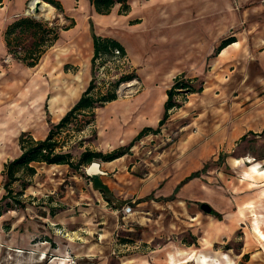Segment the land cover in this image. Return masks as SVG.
<instances>
[{"label": "crops", "instance_id": "0c3cea01", "mask_svg": "<svg viewBox=\"0 0 264 264\" xmlns=\"http://www.w3.org/2000/svg\"><path fill=\"white\" fill-rule=\"evenodd\" d=\"M54 1L61 8L57 13L51 7L56 25L73 22V27L60 31L38 63L33 68H26L8 56L3 34L17 19L29 17L27 5L33 0H0V198L4 195V165L21 155L19 137L24 134L33 141L45 140L50 128L59 123L89 86L92 34L113 40L123 48L132 73L137 74L144 89L138 94L137 90L129 99L118 98L91 112L92 122L80 133L91 130L94 135L87 144V151L108 154L128 146L143 129H157L166 91L172 86L173 79L178 76L190 81L199 78L211 56L213 61L208 77L228 78L227 87H232L237 80L253 82L256 89L251 95L244 96L247 102L241 100L231 107L230 112L239 117L229 132L227 127L222 130L214 121L209 124L212 137L208 145L230 144L248 138L249 133L264 134V0H125L128 7L125 13H120L121 4L116 3L106 15L96 13L89 0ZM227 38H233L234 42L213 56L214 50ZM75 92L77 95L72 98ZM155 137L146 135L134 142L126 157L96 162L98 181L110 192L111 204L103 200L84 176H73L67 166L35 163L30 165L35 170L33 177L18 173L17 178L26 182L37 183L44 177L43 182L38 183L42 187L48 185V181L54 182L55 187L66 180L77 181V184L74 189L67 188L63 202L68 208L64 214L51 217L50 209L43 208L46 213L42 217L33 209L29 210L33 215L27 212L17 216L20 241L17 248L39 246L43 252L47 250L45 253L55 255L57 250L51 249L49 242L43 240H51L52 233L57 232L53 225L63 223L65 227L74 228L60 230L67 238V247L73 250L79 246L81 256L97 255L102 250L104 255L115 252L120 264H237V261L231 262L230 254L217 256L211 247L218 242L225 244L236 231H244L245 226L247 231L243 232L242 248L235 257L240 260L249 256L244 264L257 257L259 264H264V194L254 202L255 206L242 203L231 211L223 201L207 206L209 212H204L201 209L205 205L204 197L216 202V191L197 182L198 177L185 181L191 174L201 171L198 170L199 163L184 172L183 157L176 156L175 161L181 165L175 162L170 167L180 169L181 177L164 175L163 178L159 174L163 164L156 165L143 159L144 152L138 154L137 151L145 150L143 146L148 143L159 142ZM64 149L63 152L71 154L70 150ZM194 154L196 161L210 160L207 151ZM52 172L59 176L51 178ZM244 175L263 177L264 168L253 164ZM164 180L165 185L161 186ZM154 192L155 196L152 195ZM150 195L153 200H148ZM126 200L145 214L139 218L141 222L133 218V223L142 228L140 240L144 244L133 241L144 248L139 254H124L115 244L116 234L119 242L126 239L124 242L133 243L127 241L133 231L128 226L132 218L123 216L115 207L110 208L113 204L118 207V203ZM189 200H195V204H188ZM103 210L108 216L98 220L97 214ZM185 216L191 221L188 229L200 230L197 235L194 232L191 235L198 238L201 232L195 241L199 247L182 243ZM10 218L3 214L0 225ZM38 235L45 237L39 240V245L34 242Z\"/></svg>", "mask_w": 264, "mask_h": 264}, {"label": "rangeland", "instance_id": "374dc122", "mask_svg": "<svg viewBox=\"0 0 264 264\" xmlns=\"http://www.w3.org/2000/svg\"><path fill=\"white\" fill-rule=\"evenodd\" d=\"M52 14L53 11L48 18L40 16L35 17L33 15H29L27 18H31L32 20L45 25L49 23L51 24L55 20ZM58 25L61 27L67 25V23L63 22ZM24 46H27V43H25ZM212 61L213 57L211 56L208 67L205 66L204 76L202 75L197 78L198 82L194 84V86L197 87L199 82L204 81L202 91L204 93H198L195 96H193L194 94L186 95L183 100L181 97H176L175 101L181 106L178 109L170 111L166 126L162 128L161 132L155 134V138L156 140L158 139L159 142L153 141L152 143H148L143 146L145 147V150H138L137 152L138 154L144 152L143 159H148L150 163L156 165L163 164V171L159 172V174L161 176L167 175V178L175 176H177V178L181 177L180 169L174 170L170 167L171 164L175 165V162L181 165L179 161H175L177 160L176 156L183 157L184 161L181 163L183 164L182 170L184 172H187V169H192L198 163L201 165L198 170H202L206 166L196 181H199L204 186H209L216 191V202L215 200L211 202V199H208L205 196L203 204L211 207L213 206L212 204L218 205L220 202L225 201L230 210L233 211L236 207L238 209L242 203L255 206L254 202L262 196V193L264 194V191L261 192L264 190V176L255 175L249 178L244 175L246 169L253 164L257 163L259 164V168H264V134L249 133L246 135L248 138L245 137L244 139H238L230 144L217 143L216 145H208V141H210V138L212 137L209 130V124L214 121L217 126L222 128V130H225L227 127L226 131L229 132L232 124L235 123L239 117L230 112L231 107H233V104L237 102L239 103L241 100L247 102L248 99L244 96L247 95V93L251 95V92L256 89L253 82H240L237 80L232 87H227L226 82H229L227 81L229 80L228 78H218L213 75L212 78L208 77L207 72L211 70L210 66L212 65ZM128 72L130 73V71ZM114 74H116V72ZM136 77L137 81H134V84L136 85L133 89H126L124 85L122 88H125V91H123L125 95L121 93V90L118 91V96L122 95V97H118L119 99H129V96H134L135 94L133 95V93L135 88H138L139 90L137 94L144 89L142 81L138 76ZM224 93H228L227 97L224 96ZM241 94L243 95L241 96ZM57 138L61 144L62 152L63 148H65V151L70 150L73 161L76 162L79 154L83 150H86L87 144L94 139V135L91 130L80 135L71 132H62ZM155 142H158V144ZM197 151H207L208 155L206 156L210 157V160L196 161L194 152ZM128 153L124 156H128ZM218 154L222 156L220 164H217L219 163ZM152 157L155 158V160L150 159ZM85 169L86 167H83L79 171H71L73 176L77 175L86 177ZM127 172L132 175L129 170H127ZM42 176H45V174ZM58 176L59 175L52 172L51 178H57ZM165 177L166 176L163 178ZM43 180L44 177H42L39 182L37 181V183L24 181V183L28 184V187L24 190L21 196L13 197L15 200L22 202L24 208L15 211H6L4 213V215L11 216V218L0 225V264H120L117 259L118 255L112 251L106 252V255H104L101 250L97 255L86 257L84 255L81 256L79 246H75L73 247V250H69L70 248L67 247V243L65 242L67 238H64L63 233L60 232V230L65 228V230L68 229L70 231L74 228L65 227L63 223L59 226L53 225V228L58 233L53 232L52 239L49 240V244H52L54 250H57L55 255L45 253L48 252L47 250L43 252L39 246L35 248H17V246L20 245L17 234L18 228L16 227L17 216L20 217L22 214L30 212V209H33L37 216L42 217L46 213V210H43V208L50 209L51 217H54L59 213L64 214L63 212L68 208L63 202L67 188L71 187L74 189V185L77 184V181L72 179L73 181L66 180L55 187L54 182L48 181V185L42 187L38 185V183H42ZM164 185L165 180L161 183V186ZM10 189L11 192L18 193L21 189V184H12ZM155 193L156 192L152 195L155 196ZM3 194H5V192ZM152 195L149 196L148 200L154 199ZM6 202H8L9 205L12 204L11 200H7ZM50 204L51 206H49ZM188 204H195V200H189ZM127 206L131 209L130 217L132 218V221L130 220V222H128V226L133 229L132 233H130L131 239H127V241H140L144 244L140 240L142 228L135 225V222L133 223V218L139 219L140 217H144V210L140 211L135 208V204L130 200H126L123 205L118 207L113 204L110 208L113 209L115 207L118 210H121ZM189 206L190 205H188V208H190ZM253 211L256 212L255 209ZM30 215H33V213L30 212ZM72 215L77 216L78 214ZM106 216H108L106 210L99 211L97 214L98 220H103ZM139 220L140 222L142 221L141 219ZM183 222L182 229L184 234L182 243L185 245H191L192 243L195 244V241L201 236V232L199 233L198 238L193 237L191 232H194V235H197L200 230L195 228L196 230L191 231V229H188L191 221L186 216L183 218ZM39 227V229L42 230V225H39ZM21 228L22 227L19 226V229ZM246 231L244 226V231L239 229L234 233L231 239L225 241V244L218 242L217 244L212 245L211 249L217 254V256L225 255L227 253L230 254L229 259L231 262L235 263V261H237V264H244L248 261L249 256L246 258L242 257L239 260L236 259L235 255H237L238 251L242 248L243 232L246 233ZM42 238L45 237L38 235L34 242L39 245L38 242ZM75 243L85 245V243L81 241H75ZM199 246L200 245L198 244L196 247ZM65 248H67L66 254L64 250ZM103 251L106 250L104 249ZM249 264H259L257 257L252 258Z\"/></svg>", "mask_w": 264, "mask_h": 264}, {"label": "trees", "instance_id": "16d2710c", "mask_svg": "<svg viewBox=\"0 0 264 264\" xmlns=\"http://www.w3.org/2000/svg\"><path fill=\"white\" fill-rule=\"evenodd\" d=\"M43 3L52 7L57 13L61 12V8L54 0H41ZM95 12L101 15H106L111 8L120 3V13H125L128 7L125 5V0H89ZM49 24L42 25L31 18H20L11 23L3 34L5 47L8 56L26 68H33L44 54V52L51 47L57 40L60 31H66L73 27V22H69L64 26H57L53 21ZM29 41V43H28ZM234 42L233 38H227L222 41L214 50L213 56L217 55L222 49ZM27 43V46L24 44ZM93 56L91 59L92 75L95 69V61L97 59L111 58L113 53L117 51L120 56H125L123 48L113 40L101 39L92 34ZM136 80L134 73L126 76H121L114 82L107 86L95 87L93 79H91L89 86L82 93L75 105L65 114V116L55 126H52L45 140L33 141L29 136L22 134L19 137L18 145L21 155L4 165L3 176L5 178L2 185L5 194L0 198V217L6 211H15L23 209L24 204L15 200V196H21L24 190L28 187L24 180L17 178V174L21 173L27 177H33L35 170L30 166L31 164H45L47 166H67L73 171H79L83 167H88L95 162H111L123 157L132 147L133 143L140 140L146 135H155L168 119L170 111L180 108V104L175 101L176 97L185 99L186 95L198 94L202 92L203 82H199L196 87L194 84L198 82L197 79L193 81L183 79V76H178L173 79L172 86L166 91V101L163 105V115L155 130L150 128L143 129L135 139L126 147L119 148L108 154L99 152L83 151L79 154L76 162L73 161L72 155L68 152H62L60 142L57 140L62 132L80 134L92 122L91 112L94 109L102 107L106 103H110L118 99L117 90L120 85L127 84ZM73 129V130H71ZM241 139H244L241 138ZM222 157H219L217 164H220ZM206 167V166H205ZM191 174L185 181L197 178L202 172ZM87 181L92 184L94 190L98 191L103 200L107 204L112 203V198L108 189L103 186L97 177H85ZM14 183L21 184V189L18 193L11 192L10 186ZM7 200H11L9 205ZM125 202L118 203L123 205ZM218 218V216H217ZM49 242L48 240H43ZM120 243H126L120 241ZM50 248L54 246L50 244ZM244 258H246L244 256Z\"/></svg>", "mask_w": 264, "mask_h": 264}, {"label": "built area", "instance_id": "2783aa9c", "mask_svg": "<svg viewBox=\"0 0 264 264\" xmlns=\"http://www.w3.org/2000/svg\"><path fill=\"white\" fill-rule=\"evenodd\" d=\"M31 4L32 2H29L27 5L26 15H31L33 12L34 6L31 7ZM128 71H130V73ZM115 72L116 74H114ZM130 74H132V70L126 55L120 56V54L117 51H115L111 58L97 59L95 61V69L92 75V79L95 87H100V86H107L108 84L117 80L119 77ZM134 81L136 82V80ZM134 81L120 85L117 90V96H118V91L121 90L122 91L121 93L125 91V88H122L124 85L126 89L128 88L133 89V87L136 85L134 84ZM137 90L138 88H135L134 93L137 92ZM127 95H131V94H127ZM118 97H122V95ZM130 213H131V209L128 206L121 209V214L123 216H128L130 215ZM115 244L119 247L120 252L124 254H139L144 249L142 244L139 242L121 244L119 242L118 234L115 235Z\"/></svg>", "mask_w": 264, "mask_h": 264}, {"label": "bare ground", "instance_id": "6f19581e", "mask_svg": "<svg viewBox=\"0 0 264 264\" xmlns=\"http://www.w3.org/2000/svg\"><path fill=\"white\" fill-rule=\"evenodd\" d=\"M37 1L38 0H35L34 2H32L31 7H33L37 3ZM51 13H52V8L49 5L42 3L39 6V11H38L37 17L40 16V17H43V18H48L51 15ZM79 82H80V80L78 79V83ZM76 95H77L76 92L73 93L72 98H74ZM85 172L88 173V174H95V173L98 172V168H97L96 164H91L88 167H86ZM53 258H55V257H53Z\"/></svg>", "mask_w": 264, "mask_h": 264}, {"label": "water", "instance_id": "95a60500", "mask_svg": "<svg viewBox=\"0 0 264 264\" xmlns=\"http://www.w3.org/2000/svg\"><path fill=\"white\" fill-rule=\"evenodd\" d=\"M34 1V0H33ZM40 1H37V3L34 5V7H33V12H32V14L31 15H33V16H37L38 15V11H39V6H40ZM92 164H96V166H97V168L99 169V166H98V164L97 163H92ZM91 165V164H90ZM86 173V172H85ZM97 174H98V172L97 173H95V174H88V173H86V177H88V178H91V177H97ZM201 209L204 211V212H206V213H208L209 212V208L207 207V206H202L201 207Z\"/></svg>", "mask_w": 264, "mask_h": 264}]
</instances>
